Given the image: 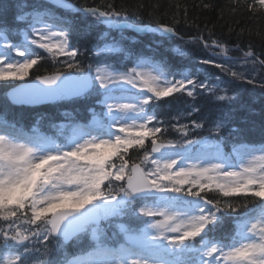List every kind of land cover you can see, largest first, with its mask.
Listing matches in <instances>:
<instances>
[{"label": "snow or ice", "instance_id": "obj_1", "mask_svg": "<svg viewBox=\"0 0 264 264\" xmlns=\"http://www.w3.org/2000/svg\"><path fill=\"white\" fill-rule=\"evenodd\" d=\"M108 7L0 0V16L15 9L12 24L0 23V82L28 77L44 59L37 49L53 61L66 57L63 70L14 87L7 100L31 105L83 98L100 106L89 109L86 124L53 125L55 138L35 126L25 134L6 110L0 113V264H264V144L243 142L242 129L229 126L226 111L238 99L233 81L253 84L243 68L264 65V59L249 48L240 69L200 59L207 67L185 69L177 78L168 61L134 53L125 34L132 29L176 36L175 30L159 23L139 28L126 12ZM247 8L264 11V0H252ZM53 9L83 12L107 26L95 67L77 62L73 21ZM202 43L231 59L226 44ZM175 52L187 55L180 48ZM105 54L123 59L106 63ZM181 96L192 101L189 116L202 111L198 97L216 104L222 114L208 129L216 139L190 135L205 128L206 118L172 125L181 139L165 138L167 128L156 115L159 102ZM148 141L150 150L138 162L127 158L130 149H145ZM229 143L231 151H225Z\"/></svg>", "mask_w": 264, "mask_h": 264}, {"label": "trees", "instance_id": "obj_2", "mask_svg": "<svg viewBox=\"0 0 264 264\" xmlns=\"http://www.w3.org/2000/svg\"><path fill=\"white\" fill-rule=\"evenodd\" d=\"M79 8L92 7L101 10H110L111 5L115 10L126 12L129 22L142 29L156 28L163 24L172 27L176 36H169L160 32L145 31L144 33L127 29L125 34L129 37L126 44L130 45L134 53H143L146 57L154 56L157 60L164 59L172 66V71L178 74L185 69L195 72L197 68L207 67L199 64L200 59H211L226 63L233 67H241L243 52L251 50L261 59H264V11L255 14L248 11L247 5L252 0H69ZM23 2V0H21ZM43 1L28 0V3H42ZM6 5H11L14 0H3ZM207 5V7H205ZM47 7H52L50 4ZM15 9L10 8L6 15L0 16V23H13ZM57 16L73 21L71 43L79 50L76 60L87 69L91 64L96 66L101 62V57L95 54L98 46H103L99 37L107 31V26L95 21L92 17H86L83 12H65L61 9H53ZM112 35L118 36L113 30ZM136 40L140 43L133 44ZM217 40L227 45L231 59H226L219 54V49L203 47L202 41ZM13 42H17L13 37ZM180 48L186 56L176 54L175 49ZM44 57L40 63L30 70L28 77L23 81L37 76L48 75L63 70L66 57H60L53 61L43 50L37 49ZM104 62L116 64L123 57L105 54ZM263 73L254 79L253 84L241 81H233V90L237 93V101L226 109L230 116L229 126L242 129V140L250 144H264V65L255 64ZM130 66V65H129ZM223 80H230L229 76L220 73L218 69H212ZM203 74H201V79ZM23 81L0 82V113L7 111V119L15 122L22 131L33 132L34 126L44 136L55 138L58 129L53 125L69 124L73 122L85 124L91 119L90 108L99 109V105L92 100L77 99L74 101L60 100L58 103L38 108L17 107L11 104L6 93L12 87ZM171 103L160 101L162 107L156 110L159 120L163 121L166 139L180 140V134L172 125H191L197 118H206L205 128L190 133L193 139L200 136H208L210 140L216 139L214 133L208 129L211 121L222 113L214 102L205 97H198L196 104L202 109L200 113L188 115L190 98L181 96L170 98ZM187 102V103H186ZM65 113L71 114L65 116ZM179 117V119H173ZM227 135V133H225ZM229 146L225 151H230ZM150 150V141L146 142L145 149H130L128 159L137 161L143 155V151ZM203 195V194H202ZM210 199H218L215 193L206 194ZM239 199V198H237ZM251 206V205H250ZM224 215H227L224 213ZM227 227L230 229L231 224ZM54 243V241H53ZM76 251L75 248L69 249Z\"/></svg>", "mask_w": 264, "mask_h": 264}, {"label": "rangeland", "instance_id": "obj_3", "mask_svg": "<svg viewBox=\"0 0 264 264\" xmlns=\"http://www.w3.org/2000/svg\"><path fill=\"white\" fill-rule=\"evenodd\" d=\"M237 69H240L241 67H236ZM243 70L245 71L246 76L257 78L260 76L263 72L256 66L251 63L244 66Z\"/></svg>", "mask_w": 264, "mask_h": 264}, {"label": "water", "instance_id": "obj_4", "mask_svg": "<svg viewBox=\"0 0 264 264\" xmlns=\"http://www.w3.org/2000/svg\"><path fill=\"white\" fill-rule=\"evenodd\" d=\"M69 2H70V1H69ZM70 3H71V2H70ZM33 83H37V80L34 79V80L30 81V82H27V83H24V84L18 85V86H16V87H27V86H29V85H31V84H33ZM40 87H46V86H44V85H40ZM12 90H13V88L10 89L9 93H10ZM55 101H57V100H54V101H46V102H42V103L31 104V105H24V106H38V105H45V104H50V103L55 102Z\"/></svg>", "mask_w": 264, "mask_h": 264}]
</instances>
